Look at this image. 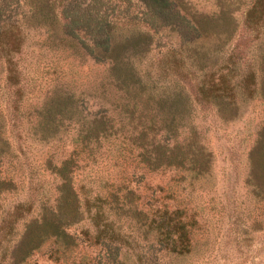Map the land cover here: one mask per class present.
<instances>
[{
  "label": "trees",
  "instance_id": "1",
  "mask_svg": "<svg viewBox=\"0 0 264 264\" xmlns=\"http://www.w3.org/2000/svg\"><path fill=\"white\" fill-rule=\"evenodd\" d=\"M241 24L261 33L264 0H250ZM234 29L224 12L183 0H0V163L14 156V142L19 151L43 143L51 177L50 201L5 205L17 187L0 176V264H22L43 244L65 256L80 241L98 248L88 264H122V253L131 264H162L165 254L190 252L194 219L182 207L145 208L138 182L166 169L189 179L209 170L195 107L229 121L238 97L264 104V44L256 66L236 46L222 56ZM203 35L216 42L205 46ZM29 45L49 52L46 62L31 66ZM87 61L95 78L79 90L72 67ZM58 145L68 149L57 155ZM244 183L264 201V122Z\"/></svg>",
  "mask_w": 264,
  "mask_h": 264
},
{
  "label": "rangeland",
  "instance_id": "2",
  "mask_svg": "<svg viewBox=\"0 0 264 264\" xmlns=\"http://www.w3.org/2000/svg\"><path fill=\"white\" fill-rule=\"evenodd\" d=\"M183 1L200 13L220 11L233 19L235 29L231 38L221 43V55L226 56L236 46L246 61L252 66L257 65V43L264 44V27L257 35L244 31L241 24L242 13L250 0ZM199 40L205 46L216 42L212 35H203ZM29 46L24 56L31 66L46 62L49 52L44 50L43 55H36V49ZM61 60L65 61V58ZM96 69L89 61L73 65L72 75L79 90L92 84ZM1 107L4 109L2 98L0 110ZM195 109L194 121L211 151L209 170L189 179L177 169H166L145 174L138 182L145 208L182 207L187 216L194 219L190 252L181 256L165 254L162 264H264V201L254 196L244 183L246 154L256 129L264 122V104L259 95L252 99L238 97L237 116L229 121L220 120L212 107L197 106ZM11 140L14 141L13 135ZM13 145L14 156L1 158L0 176L10 177L16 182L17 189L3 195L4 204L24 197L38 199V202L46 198L50 201L51 177L40 162L46 144H22L20 151L15 142ZM51 148L59 155L68 146ZM70 229L77 232L80 225ZM49 247L43 244L33 250L22 264H88L98 250L96 246L80 241L65 256L54 258ZM126 256L128 254L122 253V264H131Z\"/></svg>",
  "mask_w": 264,
  "mask_h": 264
}]
</instances>
